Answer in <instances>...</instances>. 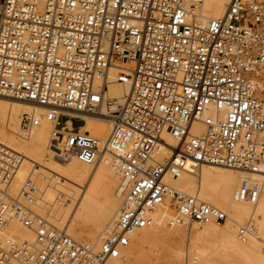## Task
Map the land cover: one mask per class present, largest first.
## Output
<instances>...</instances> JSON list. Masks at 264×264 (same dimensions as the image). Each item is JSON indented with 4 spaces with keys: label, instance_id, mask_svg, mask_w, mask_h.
Here are the masks:
<instances>
[{
    "label": "built area",
    "instance_id": "obj_1",
    "mask_svg": "<svg viewBox=\"0 0 264 264\" xmlns=\"http://www.w3.org/2000/svg\"><path fill=\"white\" fill-rule=\"evenodd\" d=\"M202 1L0 0V95L46 108L55 123L51 145L63 160L98 159L99 141L72 119L84 123V114L100 108L111 66L133 63L130 89L111 111L107 144L122 173L114 228L96 250L48 224L28 205L32 180L10 194L22 156L0 142V232L19 220L35 234L33 241L0 237V264H104L119 257L171 193L168 173L224 165L262 176L260 183L243 180L237 198L264 194V0H231L223 16L198 23L192 9ZM38 122L23 117L26 127ZM173 198L171 224L227 219L197 195L174 191Z\"/></svg>",
    "mask_w": 264,
    "mask_h": 264
},
{
    "label": "bare ground",
    "instance_id": "obj_2",
    "mask_svg": "<svg viewBox=\"0 0 264 264\" xmlns=\"http://www.w3.org/2000/svg\"><path fill=\"white\" fill-rule=\"evenodd\" d=\"M230 1L203 0L192 12L198 23H206L212 17L223 16ZM132 69V62L111 66L102 105L94 114H84L80 130L95 136L100 146L99 157L91 164L75 156L63 160L55 153L51 145L55 123L46 118L44 106L0 95V142L22 156L9 186L10 194L16 196L18 189L32 180L36 192L28 205L33 212L96 250L114 228L123 204L119 161L107 144L114 121L111 111L123 103L131 86ZM100 84L98 79L96 85ZM25 115L39 118L38 124L26 127ZM68 125L71 126L70 121ZM193 129L201 131L203 125L196 122ZM164 137L176 145L169 133H164ZM160 149L164 156H169L166 146L162 144ZM243 180L260 183L262 176L218 164H202L178 176L166 174L171 193L152 214V223L133 232L131 243L122 248L121 255L104 264L145 263L146 248L152 250L157 246H163L161 249L167 252L164 264H219L218 260H222L221 264H264V194L255 201L237 198ZM174 191L197 195L226 212L227 219L202 225L188 220L171 224L177 214ZM0 237L4 241H33L35 234L19 220H12ZM184 248L185 258L179 255Z\"/></svg>",
    "mask_w": 264,
    "mask_h": 264
},
{
    "label": "rangeland",
    "instance_id": "obj_3",
    "mask_svg": "<svg viewBox=\"0 0 264 264\" xmlns=\"http://www.w3.org/2000/svg\"><path fill=\"white\" fill-rule=\"evenodd\" d=\"M68 117H66V116H63L62 118H61V122L62 123H64V121L67 119ZM72 122H73V125L75 126V127H78V126H80V125H82L83 124V121L82 120H80V119H72ZM19 188H21V187H19ZM19 191H20V189H18ZM18 191V192H19ZM15 192V191H14ZM13 192V193H14ZM17 192H15V194H16ZM161 248H163V246H157V247H155L154 249H149L148 247L146 248V250H145V253H146V261H144L145 263H142V264H164L165 263V260H166V257H165V255H166V253L167 252H165V250L164 249H161ZM147 254H148V256H147ZM179 255H181V257H183V258H185V256H186V248H184V250H183V253H181V254H179ZM165 258V260H164V258ZM182 258V259H183ZM218 258L219 259H221V256L219 255L218 256ZM218 261H220L219 262V264H221L222 262V260H218ZM217 261V262H218Z\"/></svg>",
    "mask_w": 264,
    "mask_h": 264
}]
</instances>
